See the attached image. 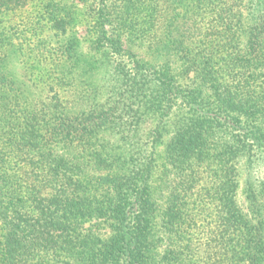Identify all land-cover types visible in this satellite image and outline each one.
I'll return each mask as SVG.
<instances>
[{"label":"trees","instance_id":"1","mask_svg":"<svg viewBox=\"0 0 264 264\" xmlns=\"http://www.w3.org/2000/svg\"><path fill=\"white\" fill-rule=\"evenodd\" d=\"M0 264H264V0H0Z\"/></svg>","mask_w":264,"mask_h":264},{"label":"rangeland","instance_id":"2","mask_svg":"<svg viewBox=\"0 0 264 264\" xmlns=\"http://www.w3.org/2000/svg\"><path fill=\"white\" fill-rule=\"evenodd\" d=\"M80 35H83V30L82 29L80 30Z\"/></svg>","mask_w":264,"mask_h":264}]
</instances>
